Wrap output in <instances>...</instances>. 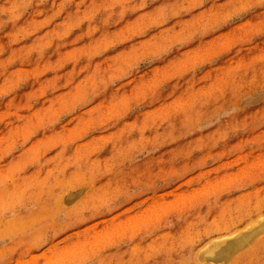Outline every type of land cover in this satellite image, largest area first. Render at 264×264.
I'll return each instance as SVG.
<instances>
[{"label": "rangeland", "instance_id": "1", "mask_svg": "<svg viewBox=\"0 0 264 264\" xmlns=\"http://www.w3.org/2000/svg\"><path fill=\"white\" fill-rule=\"evenodd\" d=\"M55 186L77 201H54ZM26 191L68 217L49 212L33 225L47 237L27 243L5 233L0 264H189L186 221H212L215 239L214 204L254 201L262 218L264 0H0V221Z\"/></svg>", "mask_w": 264, "mask_h": 264}, {"label": "bare ground", "instance_id": "2", "mask_svg": "<svg viewBox=\"0 0 264 264\" xmlns=\"http://www.w3.org/2000/svg\"><path fill=\"white\" fill-rule=\"evenodd\" d=\"M34 80H36V79H34ZM37 86V85H36ZM32 90V89H31ZM29 92V91H28ZM27 92V94H29ZM31 92V91H30ZM59 93V92H58ZM56 98V97H55ZM46 100V99H45ZM49 101V100H48ZM38 102V101H37ZM54 103V102H53ZM56 103H57V101H56ZM9 104V103H8ZM12 104V103H11ZM49 105V104H48ZM58 105V104H57ZM62 105H63V103H62ZM61 105V106H62ZM10 106V105H9ZM16 106V105H15ZM42 106H43V104H42ZM8 107V106H7ZM40 107V106H39ZM58 107V106H57ZM41 108H43V107H41ZM30 109V108H29ZM29 109H27V110H29ZM44 109V108H43ZM45 109H46V107H45ZM35 110V109H34ZM33 110V111H34ZM42 110V109H41ZM37 111V110H36ZM47 111H49V109L47 110ZM39 113V112H38ZM47 113V112H46ZM48 113H50V112H48ZM34 114V113H33ZM51 114V113H50ZM35 115V114H34ZM45 115H48V114H45ZM37 116V115H36ZM20 117H22V116H20ZM28 117V116H27ZM35 116H33V118H34ZM47 117V116H46ZM31 118V117H30ZM184 118V117H183ZM186 118V117H185ZM47 119V118H46ZM17 120L19 121V119L17 118ZM34 120V119H33ZM82 120L84 121V119L82 118ZM21 121V120H20ZM37 121V120H36ZM31 122V121H30ZM40 122V121H39ZM6 124V123H5ZM29 124V123H28ZM31 124V123H30ZM38 124V123H37ZM23 125H25V124H23ZM31 125H33V124H31ZM39 126H40V124H39ZM33 127V126H32ZM31 127V128H32ZM5 128V127H4ZM39 129V128H38ZM8 130H10V129H8ZM7 132V131H6ZM25 132V131H24ZM27 132V131H26ZM78 132V131H77ZM9 133V132H8ZM7 133V134H8ZM14 133V132H13ZM16 133V132H15ZM43 133V132H42ZM54 133V132H53ZM74 133H76V132H74ZM24 134V133H23ZM28 134V133H27ZM26 134V135H27ZM78 134V133H77ZM21 135V134H20ZM25 135V134H24ZM55 135H56V133H55ZM4 136V135H3ZM10 136V135H9ZM22 136V135H21ZM50 136V135H49ZM54 136V135H53ZM56 136H58V135H56ZM55 136V137H56ZM75 136V135H74ZM51 137V136H50ZM9 138V137H8ZM46 138V137H45ZM49 138V137H48ZM119 138V137H118ZM1 139H3V138H1ZM4 139H6V138H4ZM10 140V139H9ZM8 140V141H9ZM40 140V139H39ZM37 141V140H36ZM45 141V140H44ZM6 142V141H5ZM38 142H40V141H37V143ZM55 142H57V141H55ZM60 142V140L58 141V143ZM117 142H119V141H117ZM35 143L36 142H34L33 143V145L35 146ZM54 143V142H53ZM57 143V144H58ZM45 144V143H44ZM115 144V143H114ZM114 144H112L113 146H114ZM108 145V144H107ZM37 146H38V148H39V145L37 144ZM58 146V145H57ZM92 145L90 144V147H91ZM94 146V145H93ZM118 146V145H117ZM64 147V146H63ZM85 147V146H84ZM115 147V146H114ZM37 148V147H36ZM82 148V147H81ZM95 148V147H94ZM31 149H32V151L34 150V148H32L31 147ZM79 149H80V147H79ZM84 149V148H83ZM90 149V148H89ZM96 149V148H95ZM115 149H117V148H115ZM114 149V150H115ZM119 149V148H118ZM36 150V149H35ZM75 150H77V149H75ZM81 150V149H80ZM87 150H88V148H87ZM93 150V149H92ZM59 151H62V150H59ZM64 151V150H63ZM62 151V152H63ZM79 151V150H78ZM84 152H85V150H83ZM35 152V151H34ZM33 152V153H34ZM61 152V153H62ZM81 152H82V150H81ZM91 152V151H90ZM116 152V151H115ZM120 152V151H119ZM118 152V153H119ZM32 153V152H31ZM64 153V152H63ZM88 153V152H87ZM123 153H126V152H123ZM29 154V153H28ZM38 154V153H37ZM85 154H86V152H85ZM91 154H93V153H91ZM120 154V153H119ZM129 154V153H128ZM35 155H36V153H35ZM34 155V156H35ZM55 155H57V154H55ZM65 155V154H64ZM83 155V154H82ZM123 155V154H122ZM33 156V157H34ZM121 156V155H120ZM125 156V155H124ZM50 157V156H49ZM76 157V156H75ZM85 157V156H84ZM87 157H89V156H87ZM115 157L116 156H114V159H115ZM41 158H43V157H41ZM67 158V157H66ZM65 158V159H66ZM70 158V157H69ZM82 158V157H81ZM121 158V157H120ZM123 158V157H122ZM121 158V159H122ZM34 159H35V157H34ZM54 159V158H53ZM67 160V159H66ZM79 160V159H78ZM81 160V159H80ZM100 160V159H99ZM47 161V160H46ZM45 161V162H46ZM59 161V160H58ZM76 161V160H75ZM85 161V160H84ZM108 161V160H107ZM20 162H22V161H20ZM31 162H32V160H31ZM49 162H52L51 160L49 161ZM60 162V161H59ZM93 162V161H92ZM98 162V161H97ZM96 162V163H97ZM47 163V162H46ZM106 163H108V162H106ZM42 164H43V162H42ZM48 164L49 163H47V166H48ZM104 164V163H103ZM13 165H14V162H13ZM12 165V166H13ZM17 165H18V163H17ZM95 165V164H94ZM94 165H92L93 167H94ZM139 165V164H138ZM15 166H16V163H15ZM14 166V167H15ZM69 166V165H68ZM89 166V165H88ZM107 166V165H106ZM130 166V165H129ZM10 167V166H9ZM16 167H18V166H16ZM63 167V166H62ZM65 167V166H64ZM63 167V168H64ZM70 167V166H69ZM110 167V166H109ZM137 167V166H136ZM12 168V167H11ZM76 168V167H75ZM91 168V167H90ZM127 168V167H126ZM8 169V168H7ZM13 169H15V168H13ZM47 169V168H46ZM59 169V168H58ZM70 169H71V167H70ZM88 169V168H87ZM12 170V169H11ZM47 170H49V169H47ZM52 170H54V169H52ZM64 170H65V168H64ZM88 170H90V169H88ZM94 170H95V168H94ZM107 170V169H106ZM10 171V170H9ZM14 171V170H13ZM36 172H37V170H35ZM51 171V170H50ZM58 171V170H57ZM73 171V170H72ZM71 171V172H72ZM75 171V170H74ZM98 171V170H97ZM108 171V170H107ZM125 171V170H124ZM55 172V170L53 171V173ZM91 172V171H90ZM121 172V171H120ZM134 172V171H133ZM38 173H39V171H38ZM50 173H52V171L50 172ZM127 173V172H126ZM131 173V172H130ZM34 174H35V172H34ZM40 174V173H39ZM80 174V173H79ZM89 174V173H88ZM118 174H119V172H118ZM134 174V173H133ZM6 175V174H5ZM36 175V174H35ZM46 175V174H45ZM44 175V176H45ZM73 175V174H72ZM85 175V174H84ZM83 175V176H84ZM131 175V174H130ZM10 175H8L7 177H9ZM28 176V175H27ZM30 176V175H29ZM33 176V175H32ZM48 176V175H47ZM53 176V175H52ZM57 176V175H56ZM91 176V175H90ZM89 176V177H90ZM132 176V175H131ZM39 177V176H38ZM43 177V176H42ZM51 177V176H50ZM58 177V176H57ZM144 177V176H143ZM52 178V177H51ZM85 178V177H84ZM83 178V179H84ZM88 178V177H87ZM91 178V177H90ZM124 178V177H123ZM25 179V178H24ZM39 179V178H38ZM107 180H108V178H106ZM130 179V178H129ZM29 180V179H28ZM32 180V179H31ZM36 180V179H35ZM66 180V179H65ZM98 180V179H97ZM123 180V179H122ZM45 181H47V180H45ZM48 181H49V179H48ZM124 181V180H123ZM126 181V180H125ZM35 182V181H34ZM40 182H42V181H40ZM88 182H89V180H88ZM100 182V181H99ZM132 182V181H131ZM49 183V182H48ZM51 183V182H50ZM49 183V184H50ZM53 183V182H52ZM81 183V182H80ZM98 183V182H97ZM111 183V182H110ZM41 184V183H40ZM47 184V183H46ZM64 184V183H63ZM84 184V183H83ZM105 184H106V182H105ZM104 184V185H105ZM113 184H114V182H113ZM115 184H116V182H115ZM15 185V184H14ZM79 185V184H78ZM87 185V184H86ZM110 185V184H109ZM10 186V185H9ZM15 186H17V185H15ZM19 186V185H18ZM31 186V184L29 185V187ZM66 186H68V184L66 185ZM102 186V185H101ZM11 187V186H10ZM21 187V186H20ZM28 187V186H27ZM27 187H26V189H27ZM28 187V188H29ZM75 187V186H74ZM97 187V186H96ZM117 187H119V186H117ZM19 188V187H18ZM46 188V187H45ZM44 188V189H45ZM60 188H61V186H60ZM60 188L59 187H53V196H52V198L54 197V201L55 200H58V199H60L61 197H63L64 196V192H66L67 191V193H68V195H66L65 196V199H63V204L65 203V204H67L68 205V202H70L71 200L72 201H74L75 199H76V197H77V195H75V193L73 194L72 192H70L69 190H66L65 189V191H64V189H63V191H61L60 190ZM105 188V187H104ZM25 189V190H26ZM40 189H42V188H40ZM95 189V188H94ZM17 190V189H16ZM20 190V189H19ZM34 190H36V189H34ZM43 190V189H42ZM46 190V189H45ZM74 190V189H73ZM18 191V190H17ZM16 191V192H17ZM109 191V190H108ZM116 191V190H115ZM10 192V191H9ZM19 192V191H18ZM38 192H39V188H38ZM47 192V191H46ZM111 192H114V190L112 191L111 190ZM117 192V191H116ZM207 192V191H206ZM216 192V191H215ZM40 193V192H39ZM69 193H71V194H69ZM95 193V192H94ZM209 193V192H208ZM207 193V194H208ZM212 193V192H211ZM214 193V192H213ZM8 194V193H7ZM11 194V193H10ZM9 194V195H10ZM31 194V193H30ZM30 194L29 193H27V191L26 192H22L21 194H17V196H14L13 197V200H14V203H13V206L16 208L15 209V211H14V213H13V216H12V219H10V221H7V222H4V221H0V225H2L3 227H1L0 226V237L2 238L4 235H5V233H10V232H13V235H14V233H15V230H18V231H21L22 232V234L20 235V234H18L19 236H16L17 237V239L18 240H22L23 242H30L31 240H37V239H42L43 237H47V233H49V232H47V231H45L44 229H43V227H37V226H35V227H33V225H37V223H39V222H42V223H45V222H47V219L48 218H50V216L52 215V217H54V218H56L57 220H61L62 219V217H65V218H67L68 217V215L67 214H64V215H58L57 217H56V215H54V212H53V214H51V208H53L54 207V201L51 203V205H50V207L48 206V205H46V203H44L43 202V196H38L37 198L35 197L34 198V200L33 199H31L30 197ZM77 194V193H76ZM92 194V193H91ZM206 194V193H205ZM248 194V193H247ZM45 195H46V193H45ZM88 195V194H87ZM94 195V194H93ZM104 195V194H103ZM201 195H204V194H201ZM200 195V196H201ZM252 195H254V194H252ZM259 195V194H258ZM258 195H257V198H258ZM102 196V195H101ZM105 196V195H104ZM244 196V195H243ZM248 196V195H247ZM46 197V196H45ZM94 197V196H93ZM96 197V196H95ZM98 197V196H97ZM228 197V196H227ZM239 197V196H238ZM237 197V198H238ZM246 197V196H245ZM7 198V197H6ZM5 198V199H6ZM82 198V197H81ZM105 198H106V196H105ZM211 198H213V197H211ZM249 198V197H248ZM254 198V197H253ZM47 199V198H46ZM91 199V198H90ZM89 199V200H90ZM192 199V198H191ZM261 199V198H260ZM65 200V201H64ZM194 200V199H193ZM218 200H219V198H218ZM240 200H242V199H240ZM259 200V199H258ZM75 201H77V200H75ZM87 201V200H86ZM198 201V200H197ZM243 201H244V199H243ZM247 201V200H246ZM245 201V202H246ZM248 201H249V199H248ZM264 201V200H263ZM32 202V203H31ZM102 202V201H101ZM177 202H180V200H178ZM181 202H182V200H181ZM237 202V200L235 201V200H233L231 203H232V205H230V206H228V205H226V204H223L222 206H220V208H218V204H214L212 207H214V209L213 208H211L212 210H215V212L216 211H224V212H221L219 215H221L222 213H224V214H222V222H220L221 223V225H220V227H219V229L217 230H215L216 232H218V234H219V236L217 237V238H213V237H211L214 233H212V232H214V228H213V224H212V221H208V223L206 222V221H204L202 224H201V226L200 227H198L197 225V223L196 224H193V223H190L189 222V220L188 221H186L187 222V225L186 226H183L184 228H186L187 230H190V231H192V232H194L193 234H195V236L194 235H192V236H190V237H188L187 239H189V240H187L186 241V245L184 246V248H183V252H182V257L189 263V264H260L261 262H262V258H263V256H264V215L262 216V218H260V219H258V221L257 222H254V214H256L255 212H256V209H255V212H254V201L253 202H250V203H246V205L244 206L242 203L241 204H237L236 203ZM244 202V203H245ZM7 203V202H6ZM72 203V202H71ZM91 203V202H90ZM99 203H100V201H99ZM103 203H105V201H103ZM170 203V202H169ZM188 203V202H187ZM230 203V202H229ZM10 204V203H9ZM55 204H57V203H55ZM70 204V203H69ZM85 204V203H84ZM95 204V203H94ZM177 204V203H176ZM176 204H174V205H176ZM1 205V204H0ZM36 205V206H35ZM42 205L44 206V207H42ZM77 205V204H76ZM150 205V204H149ZM260 205V204H259ZM262 205V204H261ZM12 206V205H11ZM10 206V207H11ZM79 206H81V205H79ZM86 206V205H85ZM167 206H169V205H167ZM166 206V207H167ZM264 206V205H263ZM7 207V206H6ZM34 207H36V208H38L39 210H42L43 212L42 213H39L37 210H35L33 213H32V210L34 209ZM56 207H57V205H56ZM67 207V206H66ZM76 207V206H75ZM96 207V206H95ZM181 207V206H180ZM180 207H179V209H180ZM256 207V206H255ZM8 208V207H7ZM79 208V207H78ZM83 208V207H82ZM89 208V207H88ZM91 208V207H90ZM92 208H94V207H92ZM153 208H156V207H153ZM159 208V207H158ZM157 208V209H158ZM165 208V207H164ZM258 208H259V206H258ZM58 209V208H57ZM64 209H65V207H64ZM70 209V208H69ZM81 209V208H80ZM162 209V208H161ZM171 209V208H170ZM173 209V208H172ZM171 209V210H172ZM197 209V208H196ZM260 209V208H259ZM56 210V209H55ZM63 210V209H62ZM150 210V209H149ZM152 210V209H151ZM174 210V209H173ZM26 211V212H25ZM61 211V210H60ZM69 211V210H68ZM155 211H158V210H155ZM161 211H165L164 209L163 210H161ZM166 211H169V210H166ZM165 211V212H166ZM178 211V210H177ZM192 211H194V210H192ZM259 210L257 209V212H258ZM26 213L25 215H20V213ZM49 212H50V216H49ZM66 212V211H65ZM70 212V211H69ZM77 212V211H76ZM142 212V211H141ZM140 212V213H141ZM143 212H144V210H143ZM227 212L228 213H237V214H239L240 215V217H238L237 219H234L233 221H231V218H229V216H228V214H227ZM260 212V211H259ZM258 212V213H259ZM74 215L76 214L75 213V211L74 212H72ZM147 213H149V212H147ZM153 213V212H152ZM156 213V212H155ZM162 213V212H161ZM164 213V212H163ZM162 213V214H163ZM187 213V212H186ZM257 213V214H258ZM261 214H264V209H263V211L262 212H260ZM43 216H42V215ZM154 214V213H153ZM153 214H151V216H153ZM260 214V215H261ZM54 215V216H53ZM145 215V214H144ZM218 215V216H219ZM259 215V214H258ZM49 216V217H48ZM150 216V215H149ZM155 217L156 216H158V215H154ZM163 216V215H162ZM168 216V215H167ZM208 216V215H207ZM216 216V215H215ZM138 217V216H137ZM145 217H147V215L146 216H144V218ZM235 217V216H234ZM258 217H260V216H258ZM139 218V217H138ZM150 218H152V217H150ZM150 218L147 220L148 222H149V220H150ZM189 218V217H188ZM187 218V219H188ZM220 218H221V216H220ZM236 218V217H235ZM113 219H115V218H113ZM130 219V218H129ZM145 219H147V218H145ZM144 219V220H145ZM159 219V218H158ZM186 219V220H187ZM216 219H217V217H216ZM215 219V220H216ZM230 219V220H229ZM6 220V219H5ZM9 220V219H8ZM154 220V219H153ZM157 219H155V221H156ZM112 221V220H111ZM137 221V220H136ZM141 221V220H140ZM140 221H139V223H140ZM214 221V220H213ZM103 222V221H102ZM110 222V221H109ZM128 222V221H127ZM138 222V221H137ZM147 222V223H148ZM153 222V221H152ZM216 222V221H215ZM49 223V222H48ZM94 223H96V222H94ZM107 223V222H106ZM122 223V222H121ZM138 223V224H139ZM147 223H143V224H147ZM157 223V222H156ZM156 223H154V224H156ZM184 223V222H183ZM201 223V222H200ZM217 223V222H216ZM56 224H58V223H56ZM118 224V223H117ZM129 224V223H128ZM142 224V225H143ZM186 224V223H185ZM231 224H233L232 226H231V228H230V225ZM43 225V224H42ZM107 225V224H106ZM140 225V224H139ZM152 225V224H151ZM57 226V225H56ZM56 226H54V227H56ZM120 226V225H119ZM135 226H137V225H135ZM135 226H134V228H135ZM141 226V225H140ZM5 227H7V228H5ZM141 227H143V226H141ZM51 228V227H50ZM109 228V227H108ZM129 228V227H128ZM128 228L126 229V230H128ZM137 228V227H136ZM53 229V228H52ZM51 229V230H52ZM89 229V228H88ZM87 229V230H88ZM123 229H125V228H123ZM130 229V228H129ZM153 229V228H152ZM151 229V230H152ZM12 230V231H11ZM47 230V229H46ZM116 230V229H115ZM115 230H113V231H115ZM125 230V231H126ZM139 230V229H138ZM171 230V229H170ZM175 230V229H174ZM181 230H184L183 228L181 229ZM81 231V230H80ZM84 231V230H83ZM110 231V230H109ZM117 231H119V230H117ZM128 231H130V230H128ZM128 231H126V232H128ZM132 231V230H131ZM146 231V230H145ZM85 232V231H84ZM107 232V231H106ZM123 232V231H122ZM134 232V231H133ZM132 232V233H133ZM137 232H140V231H137ZM169 232V231H168ZM79 233V232H78ZM77 233V234H78ZM95 233V232H94ZM100 233V232H99ZM110 233H112V232H110ZM109 233V234H110ZM114 233V232H113ZM121 233V232H120ZM125 233V232H124ZM186 233V232H185ZM189 233V232H188ZM191 233V232H190ZM199 233H201V234H199ZM80 234V233H79ZM97 233H95V235H96ZM107 234H108V232H107ZM108 234V235H109ZM161 234V233H160ZM199 234V235H198ZM203 234V235H202ZM81 235V234H80ZM111 235V234H110ZM110 235H109V237H110ZM113 235V234H112ZM116 235H117V233H116ZM119 235V234H118ZM170 235V234H169ZM197 235V236H196ZM56 236V233H54L53 234V237H55ZM82 236V235H81ZM88 236V235H87ZM90 236V235H89ZM125 236V235H124ZM158 236V235H157ZM182 236V235H181ZM77 237H79L78 235H77ZM86 238V237H85ZM93 238V237H92ZM123 238V237H122ZM129 238V237H128ZM155 238H157V237H155ZM89 239V238H88ZM91 239V238H90ZM108 239V238H107ZM111 238H109V240H110ZM117 239V238H116ZM136 239V238H135ZM167 238H165V240H166ZM175 239V241H178L179 239L178 238H174ZM184 239V238H183ZM82 240V239H81ZM94 240V239H93ZM97 240V239H96ZM100 240V242H101V238L99 239ZM108 240V241H109ZM164 240V239H163ZM164 240V241H165ZM16 241V240H15ZM65 241V240H64ZM71 241V240H70ZM76 241V240H75ZM112 241V240H111ZM157 241H158V239H157ZM175 241H174V243H175ZM19 242V241H18ZM102 242H103V240H102ZM172 242V241H171ZM178 242H180V241H178ZM177 242V243H178ZM57 243V242H56ZM66 243H68V242H66ZM70 243V242H69ZM97 243H99V241L97 242ZM136 243V242H135ZM134 243V244H135ZM177 243H175V245L177 244ZM183 243H185V241H183ZM11 244V243H10ZM12 244H13V242H12ZM33 244V243H32ZM71 244V243H70ZM81 244V243H80ZM85 244V243H84ZM90 243H88V245H89ZM133 244V245H134ZM169 244V243H168ZM16 245V244H15ZM55 245H57V244H55ZM72 245V244H71ZM78 245H79V242H78ZM93 245V244H92ZM91 245V246H92ZM95 245V244H94ZM94 245H93V247H94ZM154 245H156V244H154ZM154 245H152V246H154ZM158 245H160V244H158ZM181 244H179V246H180ZM3 246V245H2ZM7 246V245H6ZM10 246V245H9ZM82 246H83V243H82ZM85 246V245H84ZM137 246V245H136ZM170 247H171V245H169ZM168 246V247H169ZM23 247V246H22ZM71 247V246H70ZM70 247H69V249H70ZM80 247V245L78 246V247H76L75 248V250L77 249V248H79ZM86 247V246H85ZM92 247V248H93ZM112 247H114V252H112V253H114L113 255L115 256V255H123L124 253H126V251H118L117 250V245H113ZM163 247V246H162ZM166 247V246H165ZM173 247V246H172ZM178 247V246H177ZM12 248V247H11ZM73 248V247H72ZM129 248V247H128ZM138 248V247H137ZM26 249V248H25ZM24 249V250H25ZM50 249V248H49ZM52 249V248H51ZM59 249V248H58ZM68 249V250H69ZM82 249V248H81ZM85 249V248H84ZM83 249V250H84ZM96 249H98V248H96ZM139 249H141V248H139ZM156 249V248H155ZM170 249V248H169ZM169 249H167V250H169ZM172 249V248H171ZM179 249V248H178ZM11 250H13V248L11 249ZM73 250H74V248H73ZM89 250V249H88ZM92 250V249H91ZM174 251H175V249H173ZM16 251V250H15ZM59 251V250H58ZM60 251H61V249H60ZM64 251V250H63ZM86 251V250H85ZM130 251V250H129ZM160 251V250H159ZM165 251H166V249H165ZM170 251H172V250H170ZM5 252V251H4ZM66 252H67V250H66ZM68 252H70V250L68 251ZM74 252H76V251H74ZM83 252V251H82ZM90 252V251H89ZM95 252H96V250H95ZM109 252V251H108ZM111 252V251H110ZM150 251L149 250H143V249H141V252H139V253H142V255H144L145 253V255H151L150 253H149ZM158 252V251H157ZM162 252H164L163 250H162ZM48 253V252H47ZM58 252H57V250H56V253L55 254H57ZM86 253V252H85ZM94 253V252H93ZM129 253H131V252H129ZM167 253H168V251H167ZM44 254V253H43ZM43 254H42V256H43ZM54 254V253H53ZM71 253H68V255H70ZM72 254H73V252H72ZM81 254H83L82 256H78L77 258H73L72 260H69L68 262H66L65 264H86V262H88V264H101L100 262H98L99 260H98V257L96 258L94 255H95V253L94 254H92V255H88V254H84V253H81ZM102 254L104 255V256H106L105 258H107V259H109L110 260V257H112V256H110V254H107L106 252H102ZM3 255V254H2ZM50 255V254H49ZM48 255V256H49ZM80 255V254H79ZM97 255V254H96ZM98 255H100V254H98ZM157 255H159V254H157ZM1 256V255H0ZM23 256V255H22ZM44 256H45V254H44ZM54 256H56L57 258L58 257H60V253H59V256H57V255H54ZM72 256V255H71ZM74 256H76V254L74 255ZM102 256V255H101ZM129 256V255H128ZM135 256V255H134ZM32 257H34V256H32ZM62 257V256H61ZM60 257V258H61ZM64 257V256H63ZM119 257V256H118ZM153 257V256H152ZM151 257V258H152ZM161 257V256H160ZM169 257V256H168ZM49 258V257H48ZM52 258V257H51ZM50 258V259H51ZM55 258V257H54ZM100 258V257H99ZM116 258V257H115ZM134 258V257H133ZM132 258V259H133ZM144 258V257H143ZM49 259V260H50ZM67 258H65V260H66ZM111 259H113V258H111ZM116 259H118V258H116ZM124 259V258H123ZM131 259V260H132ZM138 259V258H137ZM145 259V258H144ZM58 260V259H57ZM60 260V259H59ZM64 260V261H65ZM68 260V259H67ZM90 260V261H89ZM105 260V259H104ZM115 260V259H114ZM127 260V259H126ZM139 260V259H138ZM145 260H147V259H145ZM17 261V260H16ZM15 261V262H16ZM24 261V260H23ZM63 261V260H62ZM102 261V260H101ZM121 261V260H120ZM128 261V260H127ZM148 261V260H147ZM180 261V260H179ZM179 261H178V263H179ZM31 262V261H30ZM35 261H34V259H33V261H32V263H34ZM45 262H47V261H45ZM90 262V263H89ZM110 262V261H109ZM114 262V261H113ZM117 262H118V260H117ZM124 262V261H123ZM136 262V261H135ZM138 262V261H137ZM144 262H146V261H144ZM32 263H30V264H32ZM48 263V262H47ZM50 263V262H49ZM58 263V262H57ZM182 263V262H181ZM19 264V263H18ZM41 264H43V263H41ZM44 264H46V263H44ZM54 264H56V262L54 263ZM60 264H61V262H60ZM104 264V263H103ZM110 264H111V262H110ZM113 264V263H112ZM116 264V263H115ZM120 264V263H119Z\"/></svg>", "mask_w": 264, "mask_h": 264}]
</instances>
